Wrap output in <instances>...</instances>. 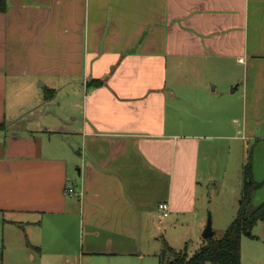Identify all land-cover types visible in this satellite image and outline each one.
<instances>
[{
    "label": "crops",
    "instance_id": "1",
    "mask_svg": "<svg viewBox=\"0 0 264 264\" xmlns=\"http://www.w3.org/2000/svg\"><path fill=\"white\" fill-rule=\"evenodd\" d=\"M28 1L0 13V264H125L161 203L205 229L227 142L264 203V0Z\"/></svg>",
    "mask_w": 264,
    "mask_h": 264
},
{
    "label": "rangeland",
    "instance_id": "2",
    "mask_svg": "<svg viewBox=\"0 0 264 264\" xmlns=\"http://www.w3.org/2000/svg\"><path fill=\"white\" fill-rule=\"evenodd\" d=\"M11 2H29L28 0H10ZM69 93L66 90L60 93L53 101V107L61 109V113L68 117ZM71 117H69V120ZM228 147H231V149ZM217 155L220 160L229 158V174L225 180H220L218 183L204 186L200 189L199 200L208 212V219L211 218L213 232L216 238L222 237L225 230L230 226L236 210L229 212L227 203L235 200V187L238 185L241 188L244 178V167L240 166L238 181L233 175L232 162L237 163L242 160L247 164L251 157L254 158V144L242 142H227L224 146H220ZM217 150V149H216ZM240 192V190H239ZM230 207V206H229ZM225 210V211H224ZM193 215L183 216L179 219L162 218V212L157 209L153 217L141 226L140 229V247L138 254L125 259V264H160V261H169L173 259L172 253L168 247H171L177 252H187L188 255L194 254L201 246L203 241L204 229L198 227L193 221ZM223 218L225 220H223ZM207 219V221H208ZM71 227L69 232V245H74L78 241V236ZM252 237L244 235L241 242V264H264V224L259 222L252 230ZM71 249V248H70ZM70 252V251H69ZM144 256H141V254Z\"/></svg>",
    "mask_w": 264,
    "mask_h": 264
},
{
    "label": "trees",
    "instance_id": "3",
    "mask_svg": "<svg viewBox=\"0 0 264 264\" xmlns=\"http://www.w3.org/2000/svg\"><path fill=\"white\" fill-rule=\"evenodd\" d=\"M7 9V0H0V13ZM96 84H101L97 81ZM244 183L237 214L220 238L215 235L205 239L200 248L191 256L168 247L173 259L160 264H241V242L244 235L253 236V228L264 221V203L253 204L255 192L260 184L252 178L251 160L244 167Z\"/></svg>",
    "mask_w": 264,
    "mask_h": 264
},
{
    "label": "built area",
    "instance_id": "4",
    "mask_svg": "<svg viewBox=\"0 0 264 264\" xmlns=\"http://www.w3.org/2000/svg\"><path fill=\"white\" fill-rule=\"evenodd\" d=\"M66 193L69 196H73L75 194L74 188H68L66 189ZM159 211L162 212L163 218H166L169 215V206L167 203H161L158 206Z\"/></svg>",
    "mask_w": 264,
    "mask_h": 264
},
{
    "label": "water",
    "instance_id": "5",
    "mask_svg": "<svg viewBox=\"0 0 264 264\" xmlns=\"http://www.w3.org/2000/svg\"><path fill=\"white\" fill-rule=\"evenodd\" d=\"M213 235H214V232H213V227H212V221H211V218H209L207 225L204 229L203 238L209 239V238L213 237Z\"/></svg>",
    "mask_w": 264,
    "mask_h": 264
}]
</instances>
